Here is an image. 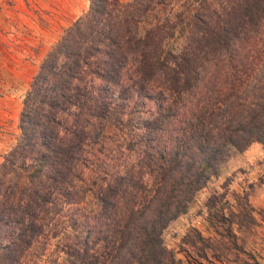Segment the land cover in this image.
<instances>
[{
	"label": "trees",
	"instance_id": "16d2710c",
	"mask_svg": "<svg viewBox=\"0 0 264 264\" xmlns=\"http://www.w3.org/2000/svg\"><path fill=\"white\" fill-rule=\"evenodd\" d=\"M0 155V264H176L161 233L264 149V0H87Z\"/></svg>",
	"mask_w": 264,
	"mask_h": 264
},
{
	"label": "rangeland",
	"instance_id": "374dc122",
	"mask_svg": "<svg viewBox=\"0 0 264 264\" xmlns=\"http://www.w3.org/2000/svg\"><path fill=\"white\" fill-rule=\"evenodd\" d=\"M127 2L129 0H121ZM0 155L14 143L20 102L49 46L87 0H0ZM176 264H264V149L231 155L161 233Z\"/></svg>",
	"mask_w": 264,
	"mask_h": 264
},
{
	"label": "crops",
	"instance_id": "0c3cea01",
	"mask_svg": "<svg viewBox=\"0 0 264 264\" xmlns=\"http://www.w3.org/2000/svg\"><path fill=\"white\" fill-rule=\"evenodd\" d=\"M5 17V12L0 2V29H5L7 27Z\"/></svg>",
	"mask_w": 264,
	"mask_h": 264
}]
</instances>
